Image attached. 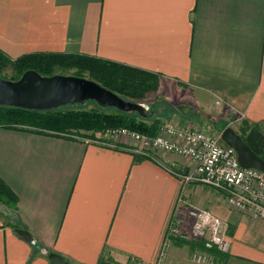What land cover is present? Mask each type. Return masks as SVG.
<instances>
[{"label": "crops", "instance_id": "0c3cea01", "mask_svg": "<svg viewBox=\"0 0 264 264\" xmlns=\"http://www.w3.org/2000/svg\"><path fill=\"white\" fill-rule=\"evenodd\" d=\"M0 50L82 53L153 73L179 129L239 122L247 137L257 130L264 157V0H0ZM133 148L0 128V182L12 196L0 201V264H54L51 253L70 264H264V222L220 197L209 211L229 224V253L172 235L193 224L191 194L203 186L174 172L194 163Z\"/></svg>", "mask_w": 264, "mask_h": 264}, {"label": "trees", "instance_id": "16d2710c", "mask_svg": "<svg viewBox=\"0 0 264 264\" xmlns=\"http://www.w3.org/2000/svg\"><path fill=\"white\" fill-rule=\"evenodd\" d=\"M0 64L2 65V67L0 66V75L3 79H7L3 76L5 67L13 66L14 75L9 79L11 81H18L25 72L31 70L46 77L75 70L73 76L92 80L122 99L135 103H140L149 94L157 92L160 86V79L155 74L88 56L29 55L10 64L0 53ZM91 102L97 104L95 101ZM84 108L66 105L52 110L36 111L0 105V128L30 129L33 132L90 139H102L104 132L109 128H127L152 137L160 131L161 122L154 117H152V121H149L152 118H144L139 113L130 114L110 106L96 105L91 109ZM257 134V130H251L250 139H248L249 137L244 138L242 134L241 137L255 153L264 159L254 145ZM246 141H249L250 144ZM0 201L8 205L12 203L11 193L1 182Z\"/></svg>", "mask_w": 264, "mask_h": 264}, {"label": "built area", "instance_id": "2783aa9c", "mask_svg": "<svg viewBox=\"0 0 264 264\" xmlns=\"http://www.w3.org/2000/svg\"><path fill=\"white\" fill-rule=\"evenodd\" d=\"M160 130V136L147 137L128 129L109 128L102 139L74 138L114 146L118 138L125 137L132 141L137 155L146 156L152 151H161L187 157L194 167L187 173L174 172L185 185L196 184L221 191L230 208L264 222V172L243 168L236 150L225 145L220 135L200 129L182 130L175 123L163 124ZM188 213L193 218V224L187 228V223L184 225L179 221L172 229V235L181 234L188 242H201L206 250L216 249L223 254L231 251L229 224L226 221L209 210L191 206ZM193 259L199 263L207 261L202 254H194Z\"/></svg>", "mask_w": 264, "mask_h": 264}, {"label": "water", "instance_id": "95a60500", "mask_svg": "<svg viewBox=\"0 0 264 264\" xmlns=\"http://www.w3.org/2000/svg\"><path fill=\"white\" fill-rule=\"evenodd\" d=\"M86 101H95L100 106L116 107L130 114L139 113L144 118L148 117L142 112V109L147 110L145 106L124 100L86 78L64 75L46 77L33 70L25 72L18 81L3 79L0 75V105L3 106L46 111ZM220 136L224 144L236 150L243 168L264 172V159L231 126L226 127ZM16 232L27 241H34L29 231L17 229ZM49 259L54 264H70L56 253H51Z\"/></svg>", "mask_w": 264, "mask_h": 264}, {"label": "rangeland", "instance_id": "374dc122", "mask_svg": "<svg viewBox=\"0 0 264 264\" xmlns=\"http://www.w3.org/2000/svg\"><path fill=\"white\" fill-rule=\"evenodd\" d=\"M0 53L3 54L4 58L7 59V61L10 63V64H14L16 63L19 58L21 57H24V56H31V55H40V54H47V55H50V54H57V55H77V56H88V57H91V58H95V59H100V60H103V61H106V62H114V61H111V60H107V59H103V58H100V57H97V56H92V55H87V54H82V53H70V52H67V51H62V52H35V53H28V54H25V55H22L20 57H12L10 56L8 53H6L5 51L3 50H0ZM117 63V62H116ZM4 65V64H3ZM125 65V64H123ZM0 66L2 67V65L0 64ZM126 66H129V65H126ZM13 66L11 65H8L7 67H5L4 69V73H3V76L5 78H7L6 80H9L11 77H13V69L12 68ZM130 68H135V67H132V66H129ZM135 69H138V68H135ZM75 73V70H68L67 72H65L64 74H58V75H64V76H73ZM153 74V73H152ZM75 77V76H73ZM160 88V86H159ZM164 95H166V92L165 90H161V89H158L157 92L155 93H151L149 94L144 100H142V103H145V104H149L150 106L146 109L147 112V115L149 118H151L152 115H155L154 118H157L160 120L161 122V125L163 124H166V123H175L174 119L173 118H167V111L169 109L167 103H166V99L164 97ZM154 104L156 106V108H154V114H151V110L152 107L151 105ZM66 105H76L77 107H81V108H84V109H91V108H94L96 107V105L100 106L99 104H94L92 103L91 101H87L85 103H71V104H66ZM65 105V106H66ZM81 105V106H80ZM64 107V106H63ZM107 107V106H106ZM162 118V119H161ZM153 119V118H152ZM150 121V119H149ZM202 123L204 124L203 126H210L206 123H204V121H202ZM216 124V127L214 126L213 128L209 129V128H205L203 127V131H206L212 135H221V132L227 127L226 126H223V123H215ZM232 126V125H231ZM161 128V127H160ZM234 130L241 136V134L244 136V138L247 137L246 133H247V128L245 127V124L242 125L241 123L239 122H236L234 123ZM242 128V130H241ZM110 129H127V128H110ZM130 130V129H128ZM201 130V129H200ZM132 132H137V131H133L131 130ZM241 131V132H240ZM139 134H143V133H140V132H137ZM162 134L161 130L159 131V133L153 137H156V136H160ZM144 136H149V135H146V134H143ZM150 137V136H149ZM152 137V136H151ZM243 138V137H242ZM248 138V137H247ZM94 139H98V138H94ZM122 139H126L125 137H121V138H118V141L122 140ZM250 139V136L249 138ZM129 140V139H128ZM130 142H132L131 140H129ZM245 142V141H244ZM246 142H249V141H246ZM250 144V142H249ZM226 145V144H225ZM248 145V143H247ZM161 152V151H160ZM184 185V184H183ZM190 185V184H189ZM215 196L216 197H220L221 199H223L225 201V197H224V194L221 192V191H218L216 189H213L211 187H199L195 190H193V193L191 194V207H195V208H199V209H208V210H211L213 211L212 207H209V204L211 201H214L215 200ZM207 198L206 199V204L204 205V203L201 201V199H204V198ZM182 198V197H181ZM222 219V218H221ZM223 220V219H222ZM225 221V220H223Z\"/></svg>", "mask_w": 264, "mask_h": 264}]
</instances>
